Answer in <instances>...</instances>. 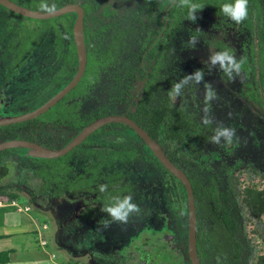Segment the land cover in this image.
I'll use <instances>...</instances> for the list:
<instances>
[{
  "label": "rangeland",
  "instance_id": "1",
  "mask_svg": "<svg viewBox=\"0 0 264 264\" xmlns=\"http://www.w3.org/2000/svg\"><path fill=\"white\" fill-rule=\"evenodd\" d=\"M23 1L41 3V0ZM72 1L86 9L83 36L85 48L89 49L92 57L91 74L83 81L81 96L76 101L67 102L60 108L54 106L41 115L43 121L49 119L51 123L41 132L42 144L59 149L88 123L105 116L125 115L134 117L137 122L141 108H156L167 99L171 105L182 107L199 127L205 128L206 140L201 139L199 133H194L186 138L185 146L175 148L176 152L185 154L189 153V147H197L201 151L195 157L199 165L198 176L206 193L205 200L201 197L198 203L200 228L208 231L212 227V193L217 195L228 189L241 219L250 222L248 211L242 204L243 190L246 186L264 188V0H254L256 7L253 12L259 15V19L258 24L251 28L244 24L249 21L248 17L236 25L207 5H202L204 8L198 12L194 23L187 19L177 22L176 15L171 18L169 11L175 6H165V0L158 5L153 18L148 16L145 0ZM193 2L197 3V0ZM184 12L187 13L186 8ZM46 23H54L55 31L50 28L53 25L45 27ZM61 24H64L61 20L32 21L0 6V117L21 116L34 111L66 81L52 75L51 70L42 65L41 59L40 68L25 71L28 65L34 66L32 56L39 55H22L24 60L20 69H12L7 63L8 49L15 46L26 48L32 45L33 40L38 41L40 48L53 46L58 41L57 32L63 33V45H70L69 35L61 29ZM192 36L199 39L195 49L189 44ZM152 40L154 42L150 45ZM162 42L164 51L157 63L154 45ZM210 45L217 51H229L238 60L244 58L242 72L234 81L219 70H210L203 63L210 54ZM198 69L204 71L205 82H210L218 95L210 104L214 119L211 125L201 123L205 107L204 83L186 86L175 103L168 96L173 84ZM17 82L21 83L20 87H16ZM217 123L236 130V140L231 146L210 143ZM139 124L145 125L143 120ZM14 132L24 137L19 130ZM8 139L13 138L0 136V142ZM86 144L80 150L92 152L91 158H81L75 151L63 158L53 173H50V164L32 161L42 159L31 157L26 149H10L0 157V188L10 184L12 188L9 191L18 192L15 201L20 207L29 206L31 212L34 208L46 209L45 205L53 203V214L49 218L55 222L52 230L56 234L65 229L70 231L71 247L58 243L55 249L67 253L61 252V257L54 262L100 264L127 254L169 256L174 254V250L185 261L188 209L183 186L162 170L150 150L130 128L121 126L114 131L101 130ZM158 144L165 151L161 142ZM97 159L101 167H94ZM36 172H41V176L48 173L51 178L46 181L52 180L53 184L50 183L52 187L48 194L35 195L31 200L30 194L43 183ZM101 184L108 186L105 193L98 190ZM75 195L85 203L81 205L82 215H77L73 222L67 224L62 221L59 204L62 205L63 198L73 200L70 197ZM125 195L133 197V202L140 207V214L131 217L126 225L110 223L112 230H109L110 226L105 229L110 217L102 209L113 197ZM19 220L20 217L14 215L11 226L0 228V235L5 230L14 234L0 240V251L9 247L19 251L26 249L20 238L24 224ZM73 226L85 231L80 233L82 236L79 235L78 240L71 233ZM89 227H94L90 230L98 228L99 237L101 235L107 240L105 246L90 244L91 236L86 234ZM33 228L32 225L24 229L22 235L30 239L32 251H46L48 248L44 250L39 245ZM79 232L82 231L76 233ZM248 234L250 244L244 264H253L264 252V236L256 226L248 229ZM164 236H171L173 248L159 243ZM206 248L211 250L208 243ZM32 256L25 254L20 258L34 264L42 262L41 257ZM202 262L228 264V259L221 254Z\"/></svg>",
  "mask_w": 264,
  "mask_h": 264
},
{
  "label": "trees",
  "instance_id": "2",
  "mask_svg": "<svg viewBox=\"0 0 264 264\" xmlns=\"http://www.w3.org/2000/svg\"><path fill=\"white\" fill-rule=\"evenodd\" d=\"M147 11L150 17H153L156 13L157 6L162 0H145ZM232 0H197V4L207 5L214 9V11L220 15L224 16L221 11V6L224 3H231ZM256 7L254 0H248V18L249 21L244 24L247 26H254L258 24L259 15L253 12ZM176 15L177 22L187 19V13L184 12V7L175 6L174 9L169 11V16L174 17ZM152 42V41H151ZM155 60L157 63L161 61V56L164 51V43L157 44L155 47ZM87 75L90 69L87 71ZM140 113L137 117V123L144 119L145 129L148 131L149 136L154 141H159L162 139V143L166 146V156L167 158L176 164L177 166H185L184 172L189 178L195 201H199L205 197V189L202 182L197 178L196 173L199 170V166L196 161L187 157L185 154L173 152L174 145L181 146L186 142V138L193 135L194 133H199L201 139L206 140L204 135V129L199 127L198 124L192 121V118L186 115L185 110L179 106L171 105L170 101L165 99L156 108H141ZM42 117L36 118L34 120H29L27 122L13 124L5 127H0V136L4 138L12 137L13 139H23L29 142H35L40 144L39 138L41 136L40 131L46 126V122H43ZM132 120L135 118L132 117ZM127 127L121 123H110L102 126L96 130L93 134H97L101 130L114 131L116 127ZM128 128V127H127ZM14 130H19L23 133L24 137H19ZM198 131V132H197ZM89 140L87 138L85 143ZM190 151L196 155L199 151L196 148H190ZM9 150L0 152V157ZM81 152L89 153L88 150L84 149ZM90 155V154H88ZM65 158V157H64ZM63 158H56L51 160H37L32 161L43 162L45 164H50V173L59 167V161ZM44 167H42V171ZM38 176L42 178V185L36 187L34 193H31V200L36 195H41L44 192L51 190L52 180H48V173L41 176V172H36ZM53 173V172H52ZM57 181V180H54ZM51 183V184H50ZM12 186L9 184L6 188H0V199L4 200L6 206L0 207V227L3 226L5 215L16 211V208L11 206V203L18 198V192L9 191ZM230 190H226L221 193L219 197H212L213 205L215 208V213L221 209V201L225 202V207L218 219L217 215L213 216L215 225L213 230L208 233L215 250H220L228 258V264H244L245 256L247 254V248L250 244L248 227L244 226V220L241 219L236 203L232 201L230 197ZM242 204L246 207L248 211L249 218L251 222H257L260 233L264 236V188L256 189L254 187L246 186L243 190ZM250 225V222H249ZM199 241V240H198ZM200 254L207 255L204 248L200 247ZM209 255V254H208ZM9 263V252H0V264ZM255 264H264V253H261L258 261Z\"/></svg>",
  "mask_w": 264,
  "mask_h": 264
},
{
  "label": "flooded vegetation",
  "instance_id": "3",
  "mask_svg": "<svg viewBox=\"0 0 264 264\" xmlns=\"http://www.w3.org/2000/svg\"><path fill=\"white\" fill-rule=\"evenodd\" d=\"M21 8H24V9H27V10H30V11H34V12H40L39 10V5L40 4H30L29 2H26V1H23V0H7ZM162 2V1H161ZM48 3L49 4H55L56 5V9H59V8H62L64 6H67V5H78L80 7H82L83 11H84V17H83V29H84V25H85V16H86V9L84 6L82 5H79L77 3H75L74 1L72 0H48ZM160 5V4H159ZM1 7L9 10L10 12L14 13L15 15L17 16H21V17H26V16H23L21 14H18L6 7H4L3 5L0 4ZM145 7H146V1H145ZM158 8V6H157ZM146 10H147V7H146ZM157 11V10H156ZM171 11V10H170ZM148 13V11H147ZM156 14V13H155ZM149 16V14H148ZM155 16V15H154ZM153 16V17H154ZM76 17H77V14L75 12H69V13H66V14H63V15H60V16H57V17H54V18H51V19H34V18H30V17H26V18H30L32 19V21H43V22H47V21H51V20H56V21H59L61 20L62 23L64 24H61V26H63L61 29L63 31H66V35L68 34L69 35V38H70V45L68 46H65L63 45V33H58L57 35V43H55V45L53 46H46L44 48H40L39 46H37L38 44V41L37 42H33L32 41V45L30 46H27L26 48H22L21 46H15L11 49H8L7 50V53L9 54V57H7V63L8 65H10L9 67H11L12 69H20L21 67V62L24 60L22 59V55H39L40 57L38 56H32L34 57V66H30V65H33V64H30L28 65L27 67H25V71H31L32 69L35 70V69H38L40 68V64H39V60L41 59L42 60V65L44 67H46L48 69V71L51 70V74L54 75L55 77H58V78H64L66 79V81H63V85L61 86V88L59 90H57L54 95L47 99L46 102H48L49 100H51L54 96H56L59 92H61L64 88H66L74 79V77L76 76L77 72H78V68H79V53H78V49L76 47V44H75V40H74V33H73V27H74V23H75V20H76ZM150 17V16H149ZM151 17V18H153ZM74 18V19H73ZM54 23H46L44 24V26H49V25H53ZM51 29H53L55 31L56 29V26L53 25V26H50ZM83 35H84V31H83ZM35 39V38H34ZM83 39H84V36H83ZM62 41V42H61ZM61 42V44H60ZM154 40H152V42H150V45L153 44ZM36 44V45H35ZM159 44V43H157ZM155 44L154 47L157 45ZM91 54L89 52V49L86 48V66H85V71L82 75V77L80 78V80L76 83V85L73 87L72 90H70L66 95H64L54 106H58L57 108H60L63 104L67 103V102H71V101H76L77 97L81 96V90H82V87H83V81L89 77V75L91 74V66H90V62H91ZM37 65V66H36ZM90 69V72L89 74L87 75V71ZM63 79V80H64ZM18 84L16 85V87H20L21 86V83L19 84V82H17ZM16 91H19V90H16ZM45 102V103H46ZM44 103V104H45ZM42 106V105H41ZM40 106V107H41ZM53 106V107H54ZM173 106H177V105H173ZM52 107V108H53ZM180 107V106H179ZM56 108V109H57ZM182 108V107H181ZM51 109V108H50ZM49 109V110H50ZM55 109V110H56ZM36 110V109H35ZM54 110V111H55ZM53 111V112H54ZM30 113V112H29ZM46 113V112H45ZM186 113V112H185ZM141 114V113H139ZM187 115V114H186ZM188 116V115H187ZM41 117V115L39 116ZM38 117V118H39ZM190 117V116H189ZM130 118V117H129ZM191 118V117H190ZM131 119V118H130ZM132 120V119H131ZM134 121V120H133ZM144 121V119H143ZM193 121V120H192ZM43 122H46V126L47 127L50 123V120L47 119V121H43ZM93 122V121H91ZM90 122V123H91ZM88 123V124H90ZM137 123V122H136ZM87 124V125H88ZM139 126H141L139 123H137ZM145 124V123H144ZM86 125V126H87ZM44 127V128H45ZM74 127V126H73ZM145 132H147V134L149 135L148 131L144 128L143 126H141ZM43 128V129H44ZM101 128V127H100ZM98 130V129H97ZM43 130L40 131V134ZM42 136V134H41ZM40 136L39 138V141H40V144L41 146L47 148V149H51V150H59V149H54L50 146L47 147V145L45 146L44 144H42L41 142V139L42 137ZM92 135H90L88 138L90 139ZM150 137V136H149ZM151 138V137H150ZM152 139V138H151ZM153 140V139H152ZM142 141V140H141ZM162 139H160L159 141H155L157 144L159 142H161ZM144 144L145 142L142 141ZM38 144V143H37ZM161 144L165 147V151L161 148V150L164 152L165 156H166V151H167V148L166 146L161 142ZM146 145V144H145ZM178 144L176 143L174 145L173 148H180L182 146H185V143H183L181 146H177ZM82 146H87V144L84 142H82L81 144H79L78 146H76L75 148H73L69 153H67L66 155L60 157V158H64V157H67L69 156L70 154H72L73 152L77 151V155L81 158L83 157H88V158H91V156L93 155L92 152H89V153H85V152H81L82 150H80V148ZM146 147L148 148V146L146 145ZM190 148H196L199 153L194 155L191 151H190ZM149 149V148H148ZM10 150V149H9ZM150 150V149H149ZM4 152V151H3ZM150 152L152 153V151L150 150ZM173 152L175 154H177L178 152L175 151V149H173ZM201 153V151L197 148V147H189V153L188 154H185V153H180V154H185L187 157L191 158L193 161H196L195 160V157L198 156L199 154ZM90 154V155H88ZM107 154V152H106ZM153 155V153H152ZM154 156V155H153ZM155 157V156H154ZM167 157V156H166ZM156 158V157H155ZM156 160L158 161V159L156 158ZM169 160V159H168ZM62 159L59 161L61 162ZM170 161V160H169ZM171 162V161H170ZM159 165L162 167V170L166 173H168L172 178H174L175 180H177L173 175H171L167 170H165V168L161 165V163L158 161ZM174 166L180 168L183 172H184V169H185V166L183 165H179L177 166L176 164H174L173 162H171ZM101 167V164H99V159H97V161H95V164H94V167ZM199 166V165H198ZM185 173V172H184ZM198 173H199V170L198 172L196 173L197 175V178L200 180V177L198 176ZM186 175V174H185ZM102 178H104L103 176H101ZM48 179L51 178L50 176L47 177ZM107 178V177H105ZM188 178V177H187ZM91 179V178H90ZM189 179V178H188ZM178 181V180H177ZM190 181V180H189ZM179 182V181H178ZM201 182V180H200ZM180 183V182H179ZM191 183V182H190ZM181 184V183H180ZM182 185V184H181ZM183 186V185H182ZM192 186V185H191ZM184 188V186H183ZM185 189V188H184ZM226 191V190H225ZM225 191H222L220 192L219 194L215 195L212 193V197L214 196H217L219 197L221 193L225 192ZM50 191H47V194L49 193ZM46 193V192H44ZM43 193V194H44ZM231 194V192H230ZM70 197V196H69ZM205 197H206V193H205ZM205 197H204V200H205ZM231 197V196H230ZM72 199H79L81 201V205L85 204L82 202L80 196H72L70 197ZM65 199V198H63ZM186 199H187V195H186ZM203 199V198H202ZM232 199V197H231ZM194 201H195V197H194ZM212 201V199H211ZM232 201L235 202L234 199H232ZM195 217H196V256H197V260H198V263L199 264H203L202 260H210L211 257L213 255H224L226 256L224 253H222L220 250L216 251L215 250V247L214 245L212 244L210 238L208 237V233H210L213 228H214V225H215V221L213 219V216H215V214L217 215L218 219L220 218V215L223 211V207H225V202L222 200L221 201V209L215 213V208H214V205H213V201H212V205H213V215H212V227L210 230L208 231H205V230H202L199 226V222L197 220V211H198V203L199 201H195ZM49 204V203H48ZM237 206V204H236ZM245 207V206H244ZM238 208V206H237ZM246 208V207H245ZM82 207H81V210L79 212V216L82 215ZM187 209H188V202H187ZM239 210V209H238ZM239 212V211H238ZM77 218V216H76ZM244 226L245 227H248L252 230L254 226H256V228L258 229V223L257 222H251L250 221V225H249V221L248 222H244ZM94 228V227H92ZM91 227H89V230L86 231V234H90L91 237H89V242L90 244H92L93 246H97V245H106L107 244V240L105 238H103V236L100 235L99 237V230L98 228H95V230H90L92 229ZM106 229V228H105ZM109 230L111 231L112 228H111V225H110V228ZM81 233H85V231H83L81 229ZM89 231V232H88ZM80 235V234H79ZM82 235H80L81 237ZM188 238H189V214H188ZM188 238H187V256L184 257L185 258V261L182 260V256L177 253L175 250L173 251L174 254L173 255H164V254H157V255H148V254H139V255H132V254H127L125 256H116L115 257H112V259L108 262H100V264H193L192 263V259L190 257V254H189V247H188ZM76 240H78V237L75 238ZM123 239V238H122ZM199 240V241H198ZM70 241H73L72 239H67L66 243L67 245L66 246H70ZM166 242V243H165ZM159 243L162 244V245H165L168 246L169 248H173V244H172V240H171V236H164V238H160L159 239ZM209 244L210 247H211V250H208L206 248V244ZM203 247L204 250L206 251L207 255L205 254H200V247ZM248 251V250H247ZM261 253H264V252H261ZM261 253L258 255V257L255 259L254 263L255 264ZM209 254V255H208ZM247 255V254H246ZM228 259V258H227Z\"/></svg>",
  "mask_w": 264,
  "mask_h": 264
},
{
  "label": "water",
  "instance_id": "4",
  "mask_svg": "<svg viewBox=\"0 0 264 264\" xmlns=\"http://www.w3.org/2000/svg\"><path fill=\"white\" fill-rule=\"evenodd\" d=\"M0 4L18 14L34 19H51L69 12H75L77 14V17L74 23L73 33L75 44L79 53V68L73 81L56 96H54L51 100H49L41 107L37 108L36 110L30 113L15 117H0V127H5L38 118L40 115L44 114L50 108H52L70 90H72L85 71L86 48L83 39L84 11L82 7L78 5H67L62 8L56 9L53 14L48 15L41 12H34L21 8L7 0H0ZM110 123H121L130 128L142 141L145 142V144L152 151L153 155L158 159V161L165 168V170H167L171 175H173L184 186L187 195L189 214V254L192 259V263L199 264L196 256V217L194 203L195 201L191 183L185 173L180 168L174 166L168 160L164 152L161 150L160 146L149 137L147 132H145V130L141 126H139L135 121L131 120L129 117L125 115H111L96 119L90 124H88L86 127H84L74 138H72L63 148L59 150L47 149L35 142H29L23 139H8L3 142H0V152L9 149L20 148L28 150L31 157H35L38 159L51 160L60 158L69 153L73 148L84 142L97 129Z\"/></svg>",
  "mask_w": 264,
  "mask_h": 264
},
{
  "label": "clouds",
  "instance_id": "5",
  "mask_svg": "<svg viewBox=\"0 0 264 264\" xmlns=\"http://www.w3.org/2000/svg\"><path fill=\"white\" fill-rule=\"evenodd\" d=\"M165 6H180L187 9V20L196 22L198 19V12L204 6L194 3L193 0H165ZM41 13L51 15L56 11L55 4H49L48 0H41L39 5ZM221 11L224 16L229 18L236 25L242 24L248 17V0H232L231 3H224L221 6ZM199 31V29H197ZM199 39L192 36L189 39V44L195 49ZM209 56L206 63L210 70L216 69L225 74L230 80L234 81L236 77L240 76L244 64V58L239 60L235 55L230 54L229 51H217L213 45L209 46ZM205 84L203 116L201 123L203 125H211L214 119L210 113V104L218 98L214 86L210 82H205V74L202 69L194 71L192 74L184 75L179 81L171 86L168 91L169 99L175 103L176 99L183 94L186 86ZM236 130L232 127L225 126L222 123H217L213 128V134L210 138V143L217 146L228 147L236 140ZM108 189L106 184H101L98 187L99 192L105 193ZM102 211L110 217V222H106L104 227L110 226V223H117L126 225L130 218L140 214V207L133 202L131 195L123 197H113L111 202L106 205Z\"/></svg>",
  "mask_w": 264,
  "mask_h": 264
},
{
  "label": "crops",
  "instance_id": "6",
  "mask_svg": "<svg viewBox=\"0 0 264 264\" xmlns=\"http://www.w3.org/2000/svg\"><path fill=\"white\" fill-rule=\"evenodd\" d=\"M62 205L59 204V211L61 216L63 217V222L69 224L70 222H73L74 219L76 218V216L79 214L80 210H81V201L79 199L75 200H67V199H63L61 200ZM16 204H18L17 201H15ZM6 206V203H2L0 201V207ZM11 206H13L11 204ZM15 207V206H13ZM20 207V205H19ZM53 207V203H49L47 205H45L46 209H42L39 210L38 208H34L32 209L31 212V208L29 206H24V207H20L21 211H18L16 208L15 212L12 213H8L5 215L4 218V223L3 226H1L0 228H7L9 226H11V224H13L12 221V216L17 215L18 218L20 217V222H22L24 224V229L31 227L32 225L34 226L33 229H35L36 231V235L39 241V245L44 248V250L46 248V251L44 252H35L31 250V243H30V239L27 237H24L23 231L24 229L20 232V238L23 239L24 241V245L23 247H25L26 249H22V251H19L18 249L14 248V247H9L7 250L5 251H0V252H9V263L8 264H25V263H33V262H27L25 259H21L20 256H23L25 254L27 255H33L34 257L39 256L41 258L39 264H57L54 262V260H57L58 257H61V255L63 253L61 252H65V254L67 253L66 251H60V250H56L55 248L58 245H62V246H66L67 243V239H71L69 237L70 235V231H68L67 229L62 230L60 234H56V231L54 232V230H52V228L54 227L55 222L53 221V219H51L50 221V216L53 214L52 210L54 208ZM24 208H28L27 211H24ZM59 214V215H60ZM40 217V218H39ZM15 224V222H14ZM58 226V225H56ZM36 227V228H35ZM74 230L73 232V237L77 238L79 236V233H76L77 231H81V229L79 227L73 226ZM2 231V230H1ZM7 230L3 231V233L0 235V240L2 239H7V238H11L14 234L13 233H8L6 232ZM58 235V236H57ZM56 237V240H55ZM44 243V244H43ZM32 252H35L34 254H32ZM32 256V257H33ZM26 261V262H25ZM34 264V263H33ZM37 264V263H36Z\"/></svg>",
  "mask_w": 264,
  "mask_h": 264
},
{
  "label": "built area",
  "instance_id": "7",
  "mask_svg": "<svg viewBox=\"0 0 264 264\" xmlns=\"http://www.w3.org/2000/svg\"><path fill=\"white\" fill-rule=\"evenodd\" d=\"M11 204H12L13 206H15V207L17 208L18 211H21V208L19 207V204H16V202H14V201H13ZM27 210H28V208H24V211H27ZM43 244H44V243H43Z\"/></svg>",
  "mask_w": 264,
  "mask_h": 264
}]
</instances>
